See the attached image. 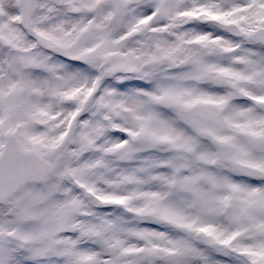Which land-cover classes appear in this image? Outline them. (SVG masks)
I'll list each match as a JSON object with an SVG mask.
<instances>
[{"label": "snow or ice", "instance_id": "obj_1", "mask_svg": "<svg viewBox=\"0 0 264 264\" xmlns=\"http://www.w3.org/2000/svg\"><path fill=\"white\" fill-rule=\"evenodd\" d=\"M0 264H264V0H0Z\"/></svg>", "mask_w": 264, "mask_h": 264}]
</instances>
